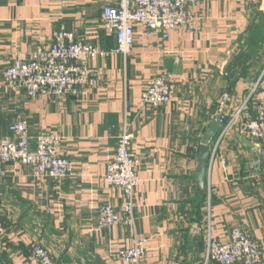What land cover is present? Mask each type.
Returning <instances> with one entry per match:
<instances>
[{
    "label": "crops",
    "instance_id": "1",
    "mask_svg": "<svg viewBox=\"0 0 264 264\" xmlns=\"http://www.w3.org/2000/svg\"><path fill=\"white\" fill-rule=\"evenodd\" d=\"M116 4L0 0V139L18 121L26 123L33 148L36 135L53 132L61 138L59 156L72 165L71 176L62 182L36 177L18 163L4 167L0 264H30L33 245L47 251L53 264H122L116 253L136 239L145 241L140 264H204L208 225L219 242L227 241L233 228L243 231L264 262V141L241 130L264 97V0H197L192 9L200 18L196 35L176 30L165 42L136 41L125 58L91 61L89 73L98 83L84 99H30L4 82V71L16 59L28 60L35 49L51 46L59 30L72 33L78 44L114 49L101 14L103 7ZM136 34L142 29L136 27ZM166 74L169 103L158 110L143 108L146 81ZM224 94L229 98L219 113ZM125 113L131 150L140 163L135 223L100 230L98 210L123 201L104 175ZM221 115L229 122L210 143L202 193L194 173L197 148Z\"/></svg>",
    "mask_w": 264,
    "mask_h": 264
},
{
    "label": "built area",
    "instance_id": "2",
    "mask_svg": "<svg viewBox=\"0 0 264 264\" xmlns=\"http://www.w3.org/2000/svg\"><path fill=\"white\" fill-rule=\"evenodd\" d=\"M197 0H117L115 6L102 9L103 28L114 36L115 48L110 51L95 49L75 42L72 33L59 30L52 34V45L37 48L28 60L16 59L5 71L4 82L24 92L26 97L60 100L67 97L84 99L97 85L98 80L89 73V63L108 55L127 57L136 41L148 38L167 41L170 33L182 30L189 36L198 33L200 20L192 9ZM136 27L142 34H136ZM170 76L162 75L146 81L140 102L143 108L158 110L170 101ZM224 94L218 103L223 112L228 101ZM236 112L227 129L238 118ZM127 113L118 128L114 158L107 164L104 175L108 186L122 192L123 201L118 207L102 206L97 213L96 226L100 230L112 227H130L135 223L134 193L138 185L136 170L139 160L131 150L133 136L126 123ZM249 138L264 141V97L252 119L244 121L241 129ZM9 136L0 139V179L4 167L18 163L32 169L36 177L55 182L67 180L72 165L59 156L61 138L53 132H42L34 138V148L25 122L18 121L8 127ZM193 229H201L192 226ZM5 235L0 225V237ZM144 240H134L131 247L119 250L115 259L122 264H140L145 255ZM30 264H53L47 251L33 245L29 250ZM264 264L257 244L243 231L233 228L225 242L214 241L209 233L205 240L204 264Z\"/></svg>",
    "mask_w": 264,
    "mask_h": 264
},
{
    "label": "water",
    "instance_id": "3",
    "mask_svg": "<svg viewBox=\"0 0 264 264\" xmlns=\"http://www.w3.org/2000/svg\"><path fill=\"white\" fill-rule=\"evenodd\" d=\"M229 117L221 115L219 119L209 125L200 138L195 158V181L196 187L200 192H205L207 188V173L211 162L210 143L216 138L221 128L226 127Z\"/></svg>",
    "mask_w": 264,
    "mask_h": 264
},
{
    "label": "trees",
    "instance_id": "4",
    "mask_svg": "<svg viewBox=\"0 0 264 264\" xmlns=\"http://www.w3.org/2000/svg\"><path fill=\"white\" fill-rule=\"evenodd\" d=\"M259 39H260V38L257 37V38H256V41L258 42ZM202 193H203V192H202Z\"/></svg>",
    "mask_w": 264,
    "mask_h": 264
}]
</instances>
